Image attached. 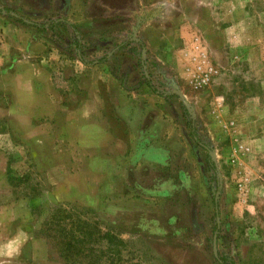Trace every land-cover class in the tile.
<instances>
[{
    "label": "rangeland",
    "instance_id": "rangeland-1",
    "mask_svg": "<svg viewBox=\"0 0 264 264\" xmlns=\"http://www.w3.org/2000/svg\"><path fill=\"white\" fill-rule=\"evenodd\" d=\"M0 57V264H264V0H0ZM53 71L141 109L128 157L45 120Z\"/></svg>",
    "mask_w": 264,
    "mask_h": 264
},
{
    "label": "crops",
    "instance_id": "crops-1",
    "mask_svg": "<svg viewBox=\"0 0 264 264\" xmlns=\"http://www.w3.org/2000/svg\"><path fill=\"white\" fill-rule=\"evenodd\" d=\"M43 77L45 80L43 89L39 85L41 82L35 78V85L29 89L30 93L37 94V92L43 93L44 91L46 94L44 101H46L45 108L48 111L45 120L77 121L68 124V132L73 133L79 143L80 149H91L90 146H94V154L92 155L101 157L104 153H101L100 148L96 151L95 147L105 145L109 147V156L128 157V150L137 147L139 141L137 138L134 139L133 136H135V133H137L138 137L140 133L142 134L141 129L144 123V120H141L142 111L139 107H134L129 103L126 104V102L124 106H122L123 104L117 99L110 98V95H107L103 99L99 92L96 93L91 90V97L88 99L84 97L77 105L76 111H69L67 108L69 95L57 85L58 81L67 83L69 78L64 71L58 74H56V71L50 74L45 73ZM123 88L126 89L125 81L123 82ZM109 105H113V108L109 107V109L114 111L113 114L119 115L118 117L122 119L118 120L123 126L124 131L122 132V136L113 131L111 116L106 113V106ZM29 120H31V118H29ZM157 120L158 118H156V121ZM156 121L151 123V127H156L159 124V122ZM146 123L149 125L148 122Z\"/></svg>",
    "mask_w": 264,
    "mask_h": 264
},
{
    "label": "water",
    "instance_id": "water-1",
    "mask_svg": "<svg viewBox=\"0 0 264 264\" xmlns=\"http://www.w3.org/2000/svg\"><path fill=\"white\" fill-rule=\"evenodd\" d=\"M213 251H214V254L216 255V243H215V240L213 242Z\"/></svg>",
    "mask_w": 264,
    "mask_h": 264
},
{
    "label": "trees",
    "instance_id": "trees-1",
    "mask_svg": "<svg viewBox=\"0 0 264 264\" xmlns=\"http://www.w3.org/2000/svg\"><path fill=\"white\" fill-rule=\"evenodd\" d=\"M196 140V139H195ZM197 141V140H196ZM207 158L208 159H210V156H207ZM66 234V233H65ZM81 237V236H80ZM107 237V236H106ZM82 238H85V236H82ZM106 239H108V238H106ZM109 240H110V238H109ZM87 249V248H86ZM87 251V250H86Z\"/></svg>",
    "mask_w": 264,
    "mask_h": 264
}]
</instances>
